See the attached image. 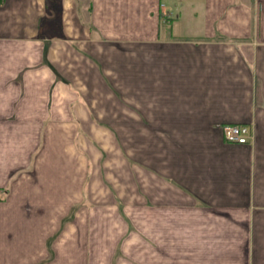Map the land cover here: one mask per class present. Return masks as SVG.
Listing matches in <instances>:
<instances>
[{"label": "crops", "instance_id": "1", "mask_svg": "<svg viewBox=\"0 0 264 264\" xmlns=\"http://www.w3.org/2000/svg\"><path fill=\"white\" fill-rule=\"evenodd\" d=\"M0 264H264V0H0Z\"/></svg>", "mask_w": 264, "mask_h": 264}, {"label": "built area", "instance_id": "2", "mask_svg": "<svg viewBox=\"0 0 264 264\" xmlns=\"http://www.w3.org/2000/svg\"><path fill=\"white\" fill-rule=\"evenodd\" d=\"M222 130L229 142L244 144L254 139L253 129L247 124H224Z\"/></svg>", "mask_w": 264, "mask_h": 264}, {"label": "rangeland", "instance_id": "3", "mask_svg": "<svg viewBox=\"0 0 264 264\" xmlns=\"http://www.w3.org/2000/svg\"><path fill=\"white\" fill-rule=\"evenodd\" d=\"M178 222L179 223V220H175L174 222ZM118 222H120V221H117V223ZM149 222L151 223V226H152V228L153 229H155V228H159V219L157 218V219H152V220H149ZM168 222H173L172 220H168ZM113 223H115V221L113 222ZM179 226V225H178ZM177 226V227H178ZM112 251H110V250H104V251H101L100 252V254H99V257H101V258H103V259H108L109 260V258H111V256H112ZM168 253H172V252H168ZM169 256V255H168Z\"/></svg>", "mask_w": 264, "mask_h": 264}, {"label": "trees", "instance_id": "4", "mask_svg": "<svg viewBox=\"0 0 264 264\" xmlns=\"http://www.w3.org/2000/svg\"><path fill=\"white\" fill-rule=\"evenodd\" d=\"M49 1H50V0H49ZM49 3H50V2H49ZM53 3H54V2H53ZM48 7H49V6H48ZM51 7L53 8V6H51ZM56 9H57V8H56ZM56 9H55V10H56ZM55 13H56V12H55Z\"/></svg>", "mask_w": 264, "mask_h": 264}]
</instances>
